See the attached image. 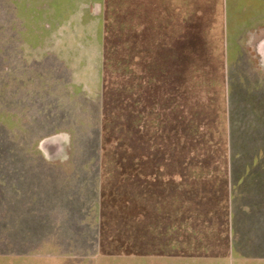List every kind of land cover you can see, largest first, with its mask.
Listing matches in <instances>:
<instances>
[{
  "label": "crops",
  "instance_id": "crops-1",
  "mask_svg": "<svg viewBox=\"0 0 264 264\" xmlns=\"http://www.w3.org/2000/svg\"><path fill=\"white\" fill-rule=\"evenodd\" d=\"M105 8L106 0H0V233L44 225L39 244L27 233L28 264L114 258L101 245ZM236 174L218 255L203 235L211 226L197 228L193 187L151 172L137 197L150 211L125 217V263L264 264V170ZM90 231L93 254L80 241ZM3 246L17 264L20 245L0 235V256Z\"/></svg>",
  "mask_w": 264,
  "mask_h": 264
},
{
  "label": "rangeland",
  "instance_id": "rangeland-1",
  "mask_svg": "<svg viewBox=\"0 0 264 264\" xmlns=\"http://www.w3.org/2000/svg\"><path fill=\"white\" fill-rule=\"evenodd\" d=\"M105 18L101 245L114 258L84 253L63 264H126L125 217L150 211L138 198L155 171L164 184L193 187L197 228L211 226L203 235L219 255L234 157L264 146V0H106ZM43 231L18 224L0 235L20 245L17 264H28L27 233L39 244ZM93 238L81 245L91 250ZM2 249L0 264H12Z\"/></svg>",
  "mask_w": 264,
  "mask_h": 264
},
{
  "label": "trees",
  "instance_id": "trees-1",
  "mask_svg": "<svg viewBox=\"0 0 264 264\" xmlns=\"http://www.w3.org/2000/svg\"><path fill=\"white\" fill-rule=\"evenodd\" d=\"M264 145V142L262 143ZM244 151V150H243ZM243 152H238L235 155V160H239V167L237 172H234V180L238 177L236 173L242 171H250L251 169H260L264 170V146L261 147V144L256 146L250 156H244L241 154ZM243 155V156H242ZM232 169V168H231ZM234 182V181H233Z\"/></svg>",
  "mask_w": 264,
  "mask_h": 264
}]
</instances>
